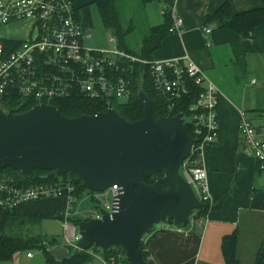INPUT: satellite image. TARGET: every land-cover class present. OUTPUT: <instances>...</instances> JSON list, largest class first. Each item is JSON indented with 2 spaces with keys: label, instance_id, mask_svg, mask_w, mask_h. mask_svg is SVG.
I'll return each mask as SVG.
<instances>
[{
  "label": "built area",
  "instance_id": "2783aa9c",
  "mask_svg": "<svg viewBox=\"0 0 264 264\" xmlns=\"http://www.w3.org/2000/svg\"><path fill=\"white\" fill-rule=\"evenodd\" d=\"M20 20L30 21L28 37L12 45L0 40V99L21 97L35 104H47L80 94L102 101L108 107L110 101L130 100L136 86L142 85L147 75L151 90L166 108L171 110L187 101L186 115H181L190 127L193 142L178 172L201 207L212 204L201 156L204 146L214 142L217 136L218 90L187 54L146 60L118 48L111 37L108 39L113 43L111 47L87 46L85 42L91 38V32L78 20L71 0H0V26ZM181 26L182 20L171 14L168 31L179 33ZM238 131L259 169L264 170V126H254L240 112ZM117 189L113 184L102 191H92L89 197L97 206L80 210L74 207V185L68 176L29 186L5 177L0 182V209L64 196V243L72 248L80 237L76 222L100 219L102 210L111 212ZM199 209L189 213L184 226L167 224L165 230L179 234L190 233L195 227L202 230L207 212L200 214ZM70 217L77 221L71 222ZM142 240L145 242L144 236ZM91 254L103 264L121 263L119 256L102 259L98 254ZM30 255L28 252L27 256ZM148 259L153 260L151 256Z\"/></svg>",
  "mask_w": 264,
  "mask_h": 264
},
{
  "label": "crops",
  "instance_id": "0c3cea01",
  "mask_svg": "<svg viewBox=\"0 0 264 264\" xmlns=\"http://www.w3.org/2000/svg\"><path fill=\"white\" fill-rule=\"evenodd\" d=\"M90 1L75 0L74 4L83 9ZM119 2L135 4L134 8L129 9L133 12L128 11L124 19L118 17L122 28L124 25L141 28L144 32L142 38L152 26L163 22L166 12L170 19L171 14L179 17L182 20L181 31L167 33L161 39L160 46L151 53L150 59L187 54L218 90L217 136L214 142L204 146L201 164L206 170L210 193H225V196L219 206L206 213L202 230L195 227L190 233L179 234L166 231L167 224H162L144 235V241L148 240L149 256L155 264H224L220 252L221 237L236 232L238 264H253L256 252L264 243V170L259 169L254 156L245 147L238 123L239 113L243 112L253 125L264 126V24L255 27L250 37L241 38L229 29L217 28L212 22L205 23L204 16L213 14L223 2H228L232 11L237 13L259 7L262 1L152 0L143 3L141 0H114L117 14ZM79 9L77 17L80 21ZM27 21L1 25L0 40L6 45L23 40L18 39L16 34L25 31L24 37L29 35L30 28L29 31L24 30ZM11 26L16 27L10 29ZM206 28L209 32L205 31ZM111 38L117 46L116 38ZM140 45L141 42L135 52L124 37L122 46L118 48L138 54ZM65 207L66 199L62 196L23 202L12 208L7 224L3 223L4 215L0 209V233L42 236L26 232L49 219L58 220L63 227V218L60 217ZM63 244L64 241L58 243ZM38 251V263L43 264L44 257ZM28 252L31 253L29 250L18 251L0 264H29L33 254L27 256ZM98 255L103 259L99 252ZM85 264L103 262L93 256Z\"/></svg>",
  "mask_w": 264,
  "mask_h": 264
},
{
  "label": "water",
  "instance_id": "95a60500",
  "mask_svg": "<svg viewBox=\"0 0 264 264\" xmlns=\"http://www.w3.org/2000/svg\"><path fill=\"white\" fill-rule=\"evenodd\" d=\"M138 96L143 111L137 120L111 106L69 117L48 103L22 112L0 103V171L10 167L26 178L32 170H47L48 178L73 172L93 192L118 187L111 212L76 222L80 237L71 250L46 248L57 262L90 247H120L129 264H152L142 258V237L154 224L184 226L201 207L178 172L193 142L182 115L156 117L146 93L139 89Z\"/></svg>",
  "mask_w": 264,
  "mask_h": 264
},
{
  "label": "trees",
  "instance_id": "16d2710c",
  "mask_svg": "<svg viewBox=\"0 0 264 264\" xmlns=\"http://www.w3.org/2000/svg\"><path fill=\"white\" fill-rule=\"evenodd\" d=\"M71 1L74 3L75 0ZM141 1L143 3H146L152 0ZM261 1V6L237 13L232 11L228 2H223L213 14L204 16V22H212L216 25L217 28H226L235 32L241 38H248L251 36L255 27L264 24V0ZM90 3L96 7L103 27L109 29L116 38V41L118 42L117 47H121L124 36L127 34V30H124L121 26L120 19L114 6V0H91ZM78 9L79 8L74 4V10L76 13L78 12ZM163 17L164 20L161 24L152 26L148 34L143 36V38L141 39L140 51L138 54L134 55L146 60H150L151 53L160 46L161 39L167 33H169L168 28L171 22L170 15L166 12ZM139 89L144 91L150 99L152 112L156 117L174 116L178 113L182 114L183 116L186 115L187 101L184 104H180L171 110L166 108V106L151 90L147 75L143 84L136 86L130 100H128L127 102L110 101V105L120 115L124 116L128 120L139 119L142 116L143 111V103L138 96ZM189 101H191V98L190 100H188V103ZM0 103L3 104L7 110H12L13 112H22L35 104V102L24 100V98L21 97H15L11 100L1 98ZM48 103L54 105L61 114L69 117L79 116L82 114H94L96 112L105 110L107 107L106 104L102 101L88 99L80 94H76L66 99L51 100ZM186 127L188 133L191 134V130L188 124H186ZM47 174V170H32L30 173V177L26 178L18 171L7 167L0 171V182L5 177H11L18 184L29 186L35 185L37 183L54 182L57 181L59 177L65 178L68 176L70 177L74 185V190L72 192V201L74 207H77L76 201L81 198L84 190H87L86 193L88 194L92 193L91 190H88L87 188L82 186L81 180L73 172H67L63 175H60L59 177L56 176L52 178H48ZM156 175L161 176L162 174L158 172L156 173ZM145 182H151L150 178H146ZM224 196L225 193L212 195V204L210 206L208 204H203L199 209V213H206L209 211V209L219 206ZM11 210L12 208L2 209L4 215V224H7V222L9 221V213L11 212ZM60 219H62V216L60 217ZM69 220L73 223L77 221V219L74 217H70ZM152 229L149 231V233L153 231ZM192 231L193 230H191V232ZM147 241L143 242V240H141L140 247L142 250V258L151 262L152 264H155L153 260L148 259L149 252L147 251ZM236 243V232H232L221 237L220 252L224 264H238L236 258ZM55 246H58V243H56L54 240L48 241L46 237H42L39 235L28 236L22 235L21 233L17 232L2 231L0 233V263L9 260L10 258H12L13 254L18 251L28 250L33 247L39 249L42 253L44 257L43 264H85L93 257L92 254H90V251L99 252L103 256V258L106 259L112 256H119L121 259L120 264H129V262H127L125 259L123 250L120 247H112L104 252H102L99 248L90 247L87 250H81L77 255L71 258H65L62 262H57L46 250L47 247ZM66 247L69 250L72 249L68 245H66ZM253 264H264V243L256 252Z\"/></svg>",
  "mask_w": 264,
  "mask_h": 264
},
{
  "label": "rangeland",
  "instance_id": "374dc122",
  "mask_svg": "<svg viewBox=\"0 0 264 264\" xmlns=\"http://www.w3.org/2000/svg\"><path fill=\"white\" fill-rule=\"evenodd\" d=\"M133 5L135 6L134 3L131 4V3H126V2L125 3L119 2L118 3V12H119L118 15H119V17L121 19H124L125 14L128 11L133 12V11L129 10L130 7L134 8ZM79 18H80L81 23L84 25V27L87 28L91 32V35H92V37L87 39L85 42V44L87 46L101 47V48H106V47L112 46V43L109 42L108 39L114 35L111 33V31L109 29H106L103 27L102 22H101L100 17H99V14L96 10V7L93 4L90 3V4L86 5V8L79 9ZM14 22H18V21H14ZM122 22H124V21L122 20ZM10 23L15 24L12 22H10ZM15 27L16 26H11L9 28L14 29ZM25 28L27 29V31H29V28H31L30 21H27V24L24 25V30H25ZM123 29L128 31V32H126L127 34L124 36L125 41L129 43L130 49L136 52L137 51V45H138V43L140 44L141 39H142V33H144V32L141 30V28H138L136 26L133 29V28H130L128 25H124ZM24 33H25V31H24ZM24 33L16 34V37H19L18 39H20V38L25 39L28 34L24 37ZM147 34L148 33H146L145 35H147ZM262 125H264V122ZM254 126H255V124H254ZM37 184H39V183H37ZM86 192H87V190H84L81 198L78 201H76L77 208L80 210L91 209V208L97 206V204L89 196H87ZM43 220L44 219H42V221ZM32 225H29V226H32ZM161 226H162V224L158 223V224H154L153 228L161 227ZM24 227H26V226H24ZM26 234H42V236H44V234H45L48 241L54 240L56 243H60V244H62L64 241V229L62 227L61 222H59L56 219H52V220L49 219L48 221H46V223L42 222L37 226H33L31 228L30 232H28V233L26 232ZM28 250L31 251V253L33 254V257L29 260V264H39L38 261L40 259V257H39L40 253H39L38 249L32 247L31 249H28ZM96 253L98 254V252H96ZM220 261L222 262V260H220Z\"/></svg>",
  "mask_w": 264,
  "mask_h": 264
},
{
  "label": "bare ground",
  "instance_id": "6f19581e",
  "mask_svg": "<svg viewBox=\"0 0 264 264\" xmlns=\"http://www.w3.org/2000/svg\"><path fill=\"white\" fill-rule=\"evenodd\" d=\"M111 106V105H110ZM112 107V106H111ZM113 108V107H112Z\"/></svg>",
  "mask_w": 264,
  "mask_h": 264
}]
</instances>
